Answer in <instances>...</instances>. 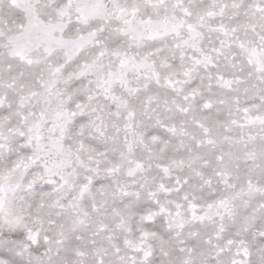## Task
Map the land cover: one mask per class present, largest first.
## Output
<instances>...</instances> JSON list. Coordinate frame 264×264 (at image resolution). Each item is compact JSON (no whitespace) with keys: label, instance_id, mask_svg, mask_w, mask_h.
Here are the masks:
<instances>
[{"label":"snow or ice","instance_id":"6c2138e0","mask_svg":"<svg viewBox=\"0 0 264 264\" xmlns=\"http://www.w3.org/2000/svg\"><path fill=\"white\" fill-rule=\"evenodd\" d=\"M0 264H264V0H0Z\"/></svg>","mask_w":264,"mask_h":264}]
</instances>
